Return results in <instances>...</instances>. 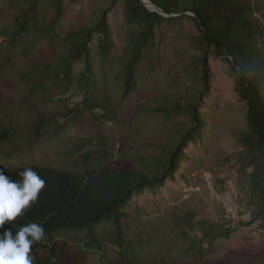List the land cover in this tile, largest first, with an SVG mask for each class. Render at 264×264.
<instances>
[{
  "label": "rangeland",
  "instance_id": "374dc122",
  "mask_svg": "<svg viewBox=\"0 0 264 264\" xmlns=\"http://www.w3.org/2000/svg\"><path fill=\"white\" fill-rule=\"evenodd\" d=\"M149 5L161 18L144 34L137 83L123 95L115 70L97 53L98 34L91 44L95 86L36 78V57L47 59L49 46L35 38L9 40L12 12L9 0H0V168L111 165L161 175L178 130L193 124L156 108L203 90L205 58L206 88L197 93L205 123L163 183L133 195L124 207L123 247L113 227L102 223L95 228L101 251L87 232L60 233L51 248L57 264H224L241 255L264 260V204L254 196L264 193V153L240 139L247 131L246 107L234 91L230 65L206 52L190 12L168 15ZM122 8L123 0L71 2L62 26L92 23L103 14L110 41L121 51L141 30L125 22ZM201 222L211 226L208 237ZM32 255L36 264L48 251Z\"/></svg>",
  "mask_w": 264,
  "mask_h": 264
},
{
  "label": "trees",
  "instance_id": "16d2710c",
  "mask_svg": "<svg viewBox=\"0 0 264 264\" xmlns=\"http://www.w3.org/2000/svg\"><path fill=\"white\" fill-rule=\"evenodd\" d=\"M78 1L81 0H9L12 12V29L7 34L9 40L14 42L35 38L38 42L47 43L50 51L47 59L36 57L37 70L32 71L36 78L59 82L76 80L86 87L95 86L97 79L91 44L98 34L97 53L100 59L113 67L116 79L123 83V95H128L135 88L136 73L144 57V34L151 33L161 15L150 12L140 0H123L125 22L130 27L138 24L141 30L132 35L125 48L116 52L103 14L92 23L81 20L64 30L62 22L66 6ZM148 1L168 15L191 13L206 52L210 51L228 62L235 82L234 91L245 103L247 131L240 139L264 153V0ZM78 63L84 65L80 71L75 68ZM201 63L204 90L207 80L205 58ZM51 72L54 77L50 76ZM200 91L191 89L170 107L164 104L156 108L165 115L171 109L172 113L187 117L193 124L183 123L178 130L179 141L174 143L167 162L162 165L161 175H149L135 168L111 165L76 171L35 165L0 168L13 181H19V173L26 168L37 172L45 181L37 201L21 216L5 224V228H11L13 234L28 223L43 226L45 236L33 244L31 254L44 249L48 255L36 264H57V257L51 247L55 246V239L60 233L87 232L96 250L101 251L95 228L102 223L113 227L116 243L123 247L124 207L133 195L163 183L165 176L177 167V160L187 142L198 136V128L205 123L206 115L199 110L201 98L197 93ZM4 139L5 135L0 132V142ZM252 181L254 188L256 182ZM254 196L257 202L264 204L263 191ZM191 218L192 215H189L188 220ZM184 220L187 221V218ZM210 227L201 222L200 229L204 237H208ZM224 264H264V260L252 255H241Z\"/></svg>",
  "mask_w": 264,
  "mask_h": 264
},
{
  "label": "clouds",
  "instance_id": "9594fccd",
  "mask_svg": "<svg viewBox=\"0 0 264 264\" xmlns=\"http://www.w3.org/2000/svg\"><path fill=\"white\" fill-rule=\"evenodd\" d=\"M20 180L13 181L0 169V264H33L34 243L41 241L45 230L38 223H28L13 234L5 224L21 216L39 197L45 181L26 168L19 173Z\"/></svg>",
  "mask_w": 264,
  "mask_h": 264
},
{
  "label": "water",
  "instance_id": "95a60500",
  "mask_svg": "<svg viewBox=\"0 0 264 264\" xmlns=\"http://www.w3.org/2000/svg\"><path fill=\"white\" fill-rule=\"evenodd\" d=\"M141 2H142V4L149 10V11H154L151 7H150V5L149 4H151V2L150 1H148V0H140ZM156 7V6H155ZM156 9L157 10H159L160 12H162L160 9H158L157 7H156ZM158 11V12H159Z\"/></svg>",
  "mask_w": 264,
  "mask_h": 264
}]
</instances>
